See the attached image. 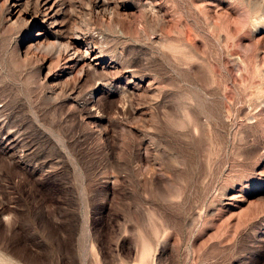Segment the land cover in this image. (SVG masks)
Segmentation results:
<instances>
[{"label":"rangeland","instance_id":"1","mask_svg":"<svg viewBox=\"0 0 264 264\" xmlns=\"http://www.w3.org/2000/svg\"><path fill=\"white\" fill-rule=\"evenodd\" d=\"M0 264H264V0H0Z\"/></svg>","mask_w":264,"mask_h":264},{"label":"bare ground","instance_id":"2","mask_svg":"<svg viewBox=\"0 0 264 264\" xmlns=\"http://www.w3.org/2000/svg\"><path fill=\"white\" fill-rule=\"evenodd\" d=\"M102 1H104V0H102Z\"/></svg>","mask_w":264,"mask_h":264}]
</instances>
